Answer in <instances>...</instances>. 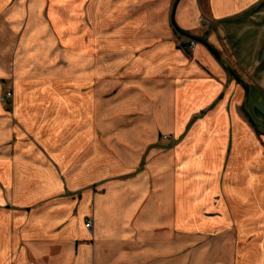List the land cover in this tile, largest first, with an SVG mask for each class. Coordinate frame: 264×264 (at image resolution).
I'll use <instances>...</instances> for the list:
<instances>
[{"label":"crops","instance_id":"crops-1","mask_svg":"<svg viewBox=\"0 0 264 264\" xmlns=\"http://www.w3.org/2000/svg\"><path fill=\"white\" fill-rule=\"evenodd\" d=\"M0 264H264V0H0Z\"/></svg>","mask_w":264,"mask_h":264},{"label":"built area","instance_id":"built-area-1","mask_svg":"<svg viewBox=\"0 0 264 264\" xmlns=\"http://www.w3.org/2000/svg\"><path fill=\"white\" fill-rule=\"evenodd\" d=\"M200 22L203 23L205 26L208 25V23L204 20V18L200 19ZM198 47V42L195 39H189L188 42L184 45H182V50L184 52H193L196 50V48ZM13 98V93H8L7 96L5 98H3L2 100H10ZM164 140H170L171 137L170 136H164L163 137ZM86 228L88 230H92L93 229V222L89 221L86 223Z\"/></svg>","mask_w":264,"mask_h":264},{"label":"rangeland","instance_id":"rangeland-1","mask_svg":"<svg viewBox=\"0 0 264 264\" xmlns=\"http://www.w3.org/2000/svg\"><path fill=\"white\" fill-rule=\"evenodd\" d=\"M8 93H13V90H12V85L10 84V82H6L4 84V90L2 92V96H1V101L2 103L4 104V108L6 109V111L8 112H12L13 108H14V93H13V98L10 99V100H5L3 101L2 99L5 98L7 96ZM96 128L98 129L99 126L96 125ZM13 145V144H12ZM4 147V146H2ZM30 255L31 257H34L35 256V253L34 251H30ZM33 259V258H32ZM34 260V259H33Z\"/></svg>","mask_w":264,"mask_h":264},{"label":"water","instance_id":"water-1","mask_svg":"<svg viewBox=\"0 0 264 264\" xmlns=\"http://www.w3.org/2000/svg\"><path fill=\"white\" fill-rule=\"evenodd\" d=\"M191 39H193V38H191Z\"/></svg>","mask_w":264,"mask_h":264}]
</instances>
